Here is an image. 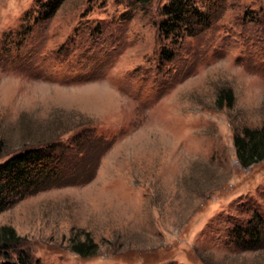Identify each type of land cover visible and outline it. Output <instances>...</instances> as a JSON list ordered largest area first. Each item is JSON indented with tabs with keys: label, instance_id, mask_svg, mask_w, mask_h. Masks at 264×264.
<instances>
[{
	"label": "rangeland",
	"instance_id": "374dc122",
	"mask_svg": "<svg viewBox=\"0 0 264 264\" xmlns=\"http://www.w3.org/2000/svg\"><path fill=\"white\" fill-rule=\"evenodd\" d=\"M37 1L0 0V162L55 144L60 173L0 211L17 237L0 262L264 264V240L232 235L264 221V159L243 167L233 141L264 126V0H194L211 24L179 42L158 32L167 0H64L34 22Z\"/></svg>",
	"mask_w": 264,
	"mask_h": 264
},
{
	"label": "trees",
	"instance_id": "16d2710c",
	"mask_svg": "<svg viewBox=\"0 0 264 264\" xmlns=\"http://www.w3.org/2000/svg\"><path fill=\"white\" fill-rule=\"evenodd\" d=\"M147 3L150 0H135ZM215 1V0H213ZM64 0H42L36 3V15L34 22L51 18ZM210 17L206 11L201 10L194 0H167L160 9L158 32L163 39L174 42L181 41L184 37L194 36L210 26ZM29 27H25V33ZM161 56L166 61L173 58V52L163 48ZM234 103V94L230 89H221L216 97V104L221 108L231 107ZM79 137V136H78ZM97 141L109 144L103 134L97 133ZM234 146L239 163L248 167L264 159V126L260 128L242 127L240 133L234 134ZM57 145L49 144L45 147H29L10 155L0 162V211L9 202L27 193L36 192L42 188L45 181L51 182L59 176L55 164L52 165V156ZM63 152L58 160L61 162ZM76 170V166H72ZM70 169V171H71ZM59 172V173H58ZM234 240L240 241V245L253 249L264 240V221L254 211L244 227L235 226L232 229ZM2 243L17 239L12 228L2 226L0 228ZM97 245L90 237L78 240L71 244L74 253L80 256L95 254ZM0 264H32L28 254L21 253L16 260L5 259Z\"/></svg>",
	"mask_w": 264,
	"mask_h": 264
}]
</instances>
